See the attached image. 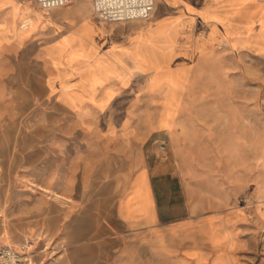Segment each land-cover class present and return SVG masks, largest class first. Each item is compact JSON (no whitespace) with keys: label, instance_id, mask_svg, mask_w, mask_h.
Masks as SVG:
<instances>
[{"label":"crops","instance_id":"1","mask_svg":"<svg viewBox=\"0 0 264 264\" xmlns=\"http://www.w3.org/2000/svg\"><path fill=\"white\" fill-rule=\"evenodd\" d=\"M5 52L11 74L26 54L27 91L77 121L147 114V100L169 92L177 102L167 98L161 115L177 114L194 65L211 52L239 66L244 53L264 56V0H155L149 18L112 23L95 15L91 0L44 14L27 0H0ZM161 123L149 130L173 129ZM196 177L171 158L145 161L119 192L118 233L91 254L100 264H264V193L243 202Z\"/></svg>","mask_w":264,"mask_h":264},{"label":"rangeland","instance_id":"2","mask_svg":"<svg viewBox=\"0 0 264 264\" xmlns=\"http://www.w3.org/2000/svg\"><path fill=\"white\" fill-rule=\"evenodd\" d=\"M25 55L13 74L9 52L0 56V244L31 239L34 264L103 262L91 252H104L106 237L118 233L119 192L150 159L171 158L207 189L241 193L243 202L264 193L263 55L244 53L239 66L211 52L194 65L177 114L161 115L174 99L169 92L147 100V114L101 116L94 124L27 91ZM159 122L173 129L149 130Z\"/></svg>","mask_w":264,"mask_h":264},{"label":"built area","instance_id":"3","mask_svg":"<svg viewBox=\"0 0 264 264\" xmlns=\"http://www.w3.org/2000/svg\"><path fill=\"white\" fill-rule=\"evenodd\" d=\"M49 12L68 5L71 0H31ZM95 15L104 22L145 20L154 10L155 0H91ZM31 239L17 245H0V264H32Z\"/></svg>","mask_w":264,"mask_h":264},{"label":"bare ground","instance_id":"4","mask_svg":"<svg viewBox=\"0 0 264 264\" xmlns=\"http://www.w3.org/2000/svg\"><path fill=\"white\" fill-rule=\"evenodd\" d=\"M55 198H56V199H59V200H61V201H64V199L61 198V197H60L59 195H57V194L55 195Z\"/></svg>","mask_w":264,"mask_h":264}]
</instances>
